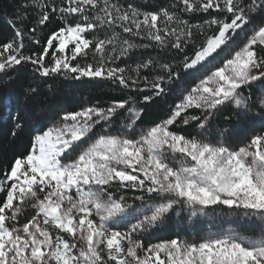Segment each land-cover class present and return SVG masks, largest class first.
Wrapping results in <instances>:
<instances>
[{
    "label": "snow or ice",
    "instance_id": "1",
    "mask_svg": "<svg viewBox=\"0 0 264 264\" xmlns=\"http://www.w3.org/2000/svg\"><path fill=\"white\" fill-rule=\"evenodd\" d=\"M12 15L0 73L31 66L26 97L57 76L124 95L12 116V137L26 119L33 131L0 170V264H264V0H19ZM201 217L213 223L189 239ZM163 228L185 234L144 243Z\"/></svg>",
    "mask_w": 264,
    "mask_h": 264
},
{
    "label": "trees",
    "instance_id": "2",
    "mask_svg": "<svg viewBox=\"0 0 264 264\" xmlns=\"http://www.w3.org/2000/svg\"><path fill=\"white\" fill-rule=\"evenodd\" d=\"M19 0H0V9H7V15L0 11V44L7 42L13 37V29L9 23L13 20L12 6L18 3ZM118 2L126 4L133 3L138 6L146 7L148 9H155L161 6H167L171 0H118ZM31 11V10H30ZM34 17H29L27 23L32 24ZM197 22L193 20V23ZM17 23H19L17 21ZM60 26L58 18H53L51 22L41 30H38L36 36L40 37L41 44L45 42L46 37L51 31ZM26 53H31L39 50V45H34L29 39H26ZM153 56L156 52L148 50ZM136 54H133V59H136ZM51 85V88H43L39 95L34 97H26L23 88L32 80L31 66H26L19 70L17 74L9 79L8 75L0 73V170L10 166L13 158L23 155L28 147L30 137L33 131V123L31 119H26L24 122V129L19 132L16 137L10 135L12 130V116L19 110L22 114H33L42 112L51 119L55 117L57 112L63 110H75L80 106L87 104H94L97 101L101 105L106 104L113 98H119L123 93L117 91L114 86L107 83L101 84L94 81H71L64 80L62 77L45 78ZM176 100V96H168L164 99H157L153 104L145 108L143 116V123L150 124L159 121L168 112L171 105ZM223 123V121H221ZM179 130V129H178ZM249 134L246 129H239L233 139L236 143L239 138ZM129 196L133 193L129 192ZM208 225L213 223L207 219ZM216 224H225L224 220H216ZM197 222L193 225V230L189 234V239L198 238ZM200 225H204L201 222ZM197 231L196 234L194 231ZM177 232L183 236L185 233L176 228H163L154 234H146L144 243H155L160 240L168 239L175 235ZM201 230H199V233ZM168 233L170 235L167 237ZM172 233V234H171Z\"/></svg>",
    "mask_w": 264,
    "mask_h": 264
},
{
    "label": "rangeland",
    "instance_id": "3",
    "mask_svg": "<svg viewBox=\"0 0 264 264\" xmlns=\"http://www.w3.org/2000/svg\"><path fill=\"white\" fill-rule=\"evenodd\" d=\"M100 131V128H99V126H97V128L94 130V132H99ZM87 141H85V143H86ZM208 218H206V217H201V218H199V219H196V218H193V220H191V221H187L186 223H187V225L189 226L188 227V232H189V234H191V230H193V225H195L197 222H199L200 224H201V222H203V224L204 225H200V224H197V229L198 228H201V226L202 227H204V228H202V229H198V233L197 234H199V230H201V232L200 233H202V232H204V231H206L207 230V228L209 227V225H208V223H207V220ZM218 220V219H217ZM210 221V220H209ZM218 225V224H217ZM230 226H234V225H230L228 222H226L225 221V224H224V228H228V227H230ZM196 230L194 231V233L196 234ZM172 234V233H171ZM170 235V233H168V235H167V237Z\"/></svg>",
    "mask_w": 264,
    "mask_h": 264
}]
</instances>
